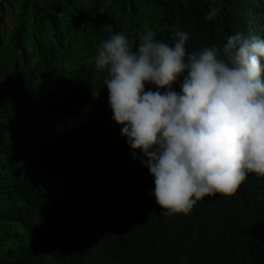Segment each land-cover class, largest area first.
Segmentation results:
<instances>
[{
    "label": "trees",
    "instance_id": "1",
    "mask_svg": "<svg viewBox=\"0 0 264 264\" xmlns=\"http://www.w3.org/2000/svg\"><path fill=\"white\" fill-rule=\"evenodd\" d=\"M146 29L189 52L264 38V0H0V264H264V178L188 216L150 195L94 70L101 41Z\"/></svg>",
    "mask_w": 264,
    "mask_h": 264
},
{
    "label": "clouds",
    "instance_id": "2",
    "mask_svg": "<svg viewBox=\"0 0 264 264\" xmlns=\"http://www.w3.org/2000/svg\"><path fill=\"white\" fill-rule=\"evenodd\" d=\"M190 38L178 31L170 45L146 29L134 49L131 36L113 32L94 56L112 119L133 159L143 157L168 218L190 215L205 197L235 196L250 174L264 178V38L235 32L189 52Z\"/></svg>",
    "mask_w": 264,
    "mask_h": 264
}]
</instances>
